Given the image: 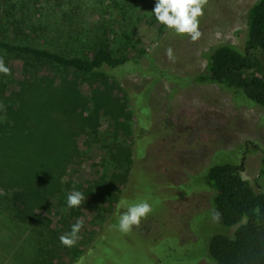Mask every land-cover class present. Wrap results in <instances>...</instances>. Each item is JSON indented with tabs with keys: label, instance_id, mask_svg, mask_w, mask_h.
I'll use <instances>...</instances> for the list:
<instances>
[{
	"label": "trees",
	"instance_id": "trees-1",
	"mask_svg": "<svg viewBox=\"0 0 264 264\" xmlns=\"http://www.w3.org/2000/svg\"><path fill=\"white\" fill-rule=\"evenodd\" d=\"M139 1L0 0V57L11 69L10 76L0 73V105L6 109H0V264H58L60 247L67 251L68 264H76L91 250L114 246L107 232L119 230V215L131 205L135 166L154 140L148 133V100L160 80L169 83L172 93L191 84H212L235 107H258L264 115V0L247 10L242 46H211L203 53L204 69L186 75L170 73L148 56L144 66L125 55L135 46L137 18L156 19V0H146L143 10ZM164 29L163 41L176 35ZM132 72L150 79L141 89L121 88ZM82 135L92 139L84 141L88 152L97 145L102 151L93 164L95 174L87 179L72 178L71 164L88 154L78 143ZM257 154L254 181L262 186L264 148L244 141L214 151L197 174L166 185L174 189L172 195H160L165 202L209 195L208 208L189 218L191 224L200 214L220 226L207 233L208 260L200 263L264 264V192L241 175L249 156ZM72 191L85 196L77 208L67 206ZM52 207L61 214L60 228L50 227ZM83 210L94 212L90 224L95 229L87 231L84 222L81 249L62 245L59 237L70 232ZM214 211L220 213L218 221ZM16 228L23 233H14ZM120 233L126 246L130 235Z\"/></svg>",
	"mask_w": 264,
	"mask_h": 264
},
{
	"label": "rangeland",
	"instance_id": "rangeland-1",
	"mask_svg": "<svg viewBox=\"0 0 264 264\" xmlns=\"http://www.w3.org/2000/svg\"><path fill=\"white\" fill-rule=\"evenodd\" d=\"M255 1L208 0L204 15L200 18L202 36L196 42H192L188 36L178 35L165 42L162 35L164 25L160 26L156 19L151 22L150 18H137L132 38L135 46L128 47L125 55L138 59L144 66L147 64L145 56H148L160 68L178 75L199 73L206 64L203 53L211 46L219 43L243 45L246 37L245 16ZM145 2L147 1H139L141 10L146 6ZM168 47L173 49L174 62L165 54ZM149 79L150 77L141 76L139 72H132L124 77L121 88L128 85L141 89ZM148 103L151 112L148 133L155 137L146 150L144 160L137 162L135 166L131 182H136V185L132 189L133 196L127 203L147 200L153 211L146 219L141 220L138 228H132L126 246L121 243L125 241V235L119 230H110L107 233L115 240L114 246L108 248L105 244L91 250L76 264H208L199 262L200 259L208 258L207 242L210 234L207 233L219 231L220 226L211 218H204L200 214L195 216L196 221H191V224L189 218L191 214L208 208L209 195L196 193L167 199L165 202L161 198L174 192L172 187L166 185L171 183L175 186L187 181L191 175L203 169L216 150H230L244 141L257 142L264 148V115L260 109L245 105L235 107L229 95L212 84H191L172 93L169 83L160 80L149 91ZM104 126L105 124L102 128ZM85 140L92 141L82 135L78 138V143L88 154L86 158L82 157L71 164V169L74 170L72 178H91L95 174L93 166L98 164V156L102 154L98 145L88 152ZM76 163L79 164L75 165ZM257 169L258 154L249 156L241 175L257 190L264 192V184L260 186L254 181ZM188 184L192 188L196 186L194 182ZM43 215L47 213L43 212ZM60 215L52 207L48 213L51 228H60ZM93 216L94 212L83 210L80 217L85 222L84 229L87 231L95 229L90 224ZM84 229H81L76 243L79 249L82 248L81 241L86 240L87 232L82 231ZM19 230L16 228L14 233L22 232ZM199 231L201 238L196 236ZM14 252L15 250L2 256L7 258ZM56 252L58 257L55 261L58 264H68L66 249L60 247Z\"/></svg>",
	"mask_w": 264,
	"mask_h": 264
},
{
	"label": "clouds",
	"instance_id": "clouds-1",
	"mask_svg": "<svg viewBox=\"0 0 264 264\" xmlns=\"http://www.w3.org/2000/svg\"><path fill=\"white\" fill-rule=\"evenodd\" d=\"M208 0H156L152 12L158 23L173 31L179 36H188L192 42H196L202 36L200 31V18L204 15V7ZM165 54L170 61H175L173 49L168 47ZM0 73L10 76L11 69L5 65L4 59L0 57ZM0 109H4L0 105ZM6 110V109H4ZM85 202V196L80 191H72L67 196V206L77 208ZM121 205L124 202L121 201ZM153 211L151 204L147 200L133 203L126 206L118 218V229L123 233L131 232L133 226L139 227L142 219H146ZM214 220L220 219V213L213 214ZM84 221L80 218L71 226L70 232H66L59 237L62 245L74 247L79 239V233Z\"/></svg>",
	"mask_w": 264,
	"mask_h": 264
},
{
	"label": "built area",
	"instance_id": "built-area-1",
	"mask_svg": "<svg viewBox=\"0 0 264 264\" xmlns=\"http://www.w3.org/2000/svg\"><path fill=\"white\" fill-rule=\"evenodd\" d=\"M206 65V64H205ZM204 69V68H203Z\"/></svg>",
	"mask_w": 264,
	"mask_h": 264
}]
</instances>
